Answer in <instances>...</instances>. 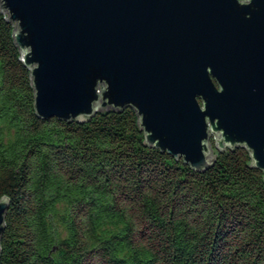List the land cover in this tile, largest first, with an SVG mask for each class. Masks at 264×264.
<instances>
[{
	"label": "trees",
	"instance_id": "trees-1",
	"mask_svg": "<svg viewBox=\"0 0 264 264\" xmlns=\"http://www.w3.org/2000/svg\"><path fill=\"white\" fill-rule=\"evenodd\" d=\"M13 31L0 11V264H264L247 147L199 172L147 146L134 107L41 119Z\"/></svg>",
	"mask_w": 264,
	"mask_h": 264
},
{
	"label": "water",
	"instance_id": "water-1",
	"mask_svg": "<svg viewBox=\"0 0 264 264\" xmlns=\"http://www.w3.org/2000/svg\"><path fill=\"white\" fill-rule=\"evenodd\" d=\"M0 11L39 118L131 106L147 146L199 172L238 146L264 171V0H0ZM9 206L2 197L0 250Z\"/></svg>",
	"mask_w": 264,
	"mask_h": 264
},
{
	"label": "rangeland",
	"instance_id": "rangeland-1",
	"mask_svg": "<svg viewBox=\"0 0 264 264\" xmlns=\"http://www.w3.org/2000/svg\"><path fill=\"white\" fill-rule=\"evenodd\" d=\"M212 140H214V142H216L215 134H213L212 137H211V146H212L214 149H216V148H215V145H213ZM215 151H216V150H215ZM215 151L213 152L214 154L216 153Z\"/></svg>",
	"mask_w": 264,
	"mask_h": 264
}]
</instances>
